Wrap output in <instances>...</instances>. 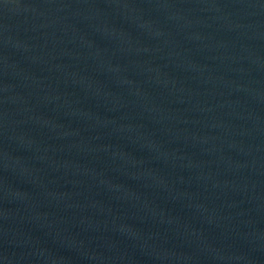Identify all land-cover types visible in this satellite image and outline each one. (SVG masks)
Wrapping results in <instances>:
<instances>
[{"label":"water","instance_id":"1","mask_svg":"<svg viewBox=\"0 0 264 264\" xmlns=\"http://www.w3.org/2000/svg\"><path fill=\"white\" fill-rule=\"evenodd\" d=\"M0 264H264V0H0Z\"/></svg>","mask_w":264,"mask_h":264}]
</instances>
